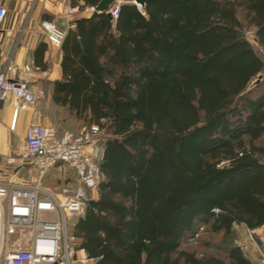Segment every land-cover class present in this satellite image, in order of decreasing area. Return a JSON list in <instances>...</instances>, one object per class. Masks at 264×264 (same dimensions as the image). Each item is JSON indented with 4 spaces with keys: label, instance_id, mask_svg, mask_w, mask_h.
Masks as SVG:
<instances>
[{
    "label": "trees",
    "instance_id": "obj_1",
    "mask_svg": "<svg viewBox=\"0 0 264 264\" xmlns=\"http://www.w3.org/2000/svg\"><path fill=\"white\" fill-rule=\"evenodd\" d=\"M248 27L264 50V0H147L65 35L53 100L104 148L72 226L90 264H259L234 232L264 229V60Z\"/></svg>",
    "mask_w": 264,
    "mask_h": 264
},
{
    "label": "built area",
    "instance_id": "obj_2",
    "mask_svg": "<svg viewBox=\"0 0 264 264\" xmlns=\"http://www.w3.org/2000/svg\"><path fill=\"white\" fill-rule=\"evenodd\" d=\"M123 2L133 3L143 13V6L135 0H113L106 10L111 20L118 17ZM96 5L69 7L65 15L79 11L92 14ZM5 14V7L0 5V24ZM40 25L48 43L60 47L65 30L49 19H42ZM43 94L42 88L30 84L28 72L20 73L10 61L0 71V100L16 99L14 115L34 108ZM11 126L14 127L13 122ZM99 134L96 124L70 132L59 131L53 124L31 123L18 143L17 153L0 160L3 169L11 168L16 173L29 167L35 173L31 183L0 180V264L92 262L86 254L77 255L78 240L68 230V220L83 214L89 194L97 190L104 178L99 165L104 151ZM50 171L56 181L51 187L42 183ZM243 226L259 254V264H264V253L252 237L255 228Z\"/></svg>",
    "mask_w": 264,
    "mask_h": 264
},
{
    "label": "crops",
    "instance_id": "obj_3",
    "mask_svg": "<svg viewBox=\"0 0 264 264\" xmlns=\"http://www.w3.org/2000/svg\"><path fill=\"white\" fill-rule=\"evenodd\" d=\"M82 2L83 0H0V5L6 9L0 24V71L10 61L19 68L20 73L28 72L29 81L33 87L44 90L43 97L34 108L19 110L16 117H13L16 99L8 97L0 100V160L6 155L17 153L18 143L31 123L53 124L56 122L58 128H62L71 119L77 121L67 114L64 107L57 105L53 100V83L63 78L61 66L63 45L55 47L49 44L40 22L42 19L55 21L65 30L67 36V33L74 30L80 18L91 17V14L82 11L71 16L65 15L67 8L79 7ZM14 118L15 123L12 128L11 123ZM11 133L15 137V142ZM21 173L23 175H20ZM34 176V171L29 167L14 173L11 168H1L0 164V180L10 178L31 183ZM239 244L246 254L258 260L259 254L252 247L246 234L243 243ZM79 253L85 254L82 250H79Z\"/></svg>",
    "mask_w": 264,
    "mask_h": 264
},
{
    "label": "rangeland",
    "instance_id": "obj_4",
    "mask_svg": "<svg viewBox=\"0 0 264 264\" xmlns=\"http://www.w3.org/2000/svg\"><path fill=\"white\" fill-rule=\"evenodd\" d=\"M243 34H244V37L250 42L251 46L257 52V54L264 60V50L254 40V29L252 27H248L247 29H245ZM259 74H261V76L264 77V72H260ZM254 80L252 82H254ZM51 114L53 115L54 113H51ZM53 124L55 125V127H57V129L59 131L64 129V130H68L70 132H77L81 128L87 127V126L82 125V123L80 121H75L73 119H71L69 122L67 121L65 123V127H62V128L61 127L58 128V123L56 124V122ZM12 136H13V141L15 142V139H14L15 137H14L13 133H11V137ZM20 175H23V174L21 173ZM31 182H33V179L31 180ZM55 182H56L55 177L52 175V171H50V173L42 179V183L44 185L49 186V187L53 186L55 184ZM92 195L95 196L96 193L93 192ZM78 216L79 215H73L68 220V230L70 232H72L73 223L75 222V220ZM254 231L255 232L252 233L253 240L257 244L258 248H260V250L264 253V231L262 228H259V227L255 228ZM234 232L238 235V242L243 243L244 235L246 233L244 226L243 225H235L234 226ZM213 240L217 242V238H213L212 241ZM194 243H196V242H194ZM252 247L255 248L253 243H252ZM77 255L80 256L81 253L78 252Z\"/></svg>",
    "mask_w": 264,
    "mask_h": 264
},
{
    "label": "water",
    "instance_id": "obj_5",
    "mask_svg": "<svg viewBox=\"0 0 264 264\" xmlns=\"http://www.w3.org/2000/svg\"><path fill=\"white\" fill-rule=\"evenodd\" d=\"M112 1L113 0H99L96 5V10L91 14V17L97 15L99 12H105L106 15L109 17V19H111L110 14L106 10L108 9V6ZM135 1L143 6L147 0H135Z\"/></svg>",
    "mask_w": 264,
    "mask_h": 264
},
{
    "label": "bare ground",
    "instance_id": "obj_6",
    "mask_svg": "<svg viewBox=\"0 0 264 264\" xmlns=\"http://www.w3.org/2000/svg\"><path fill=\"white\" fill-rule=\"evenodd\" d=\"M14 116L16 117V115H14V112H13V117H14ZM12 122L15 123V118H14V120H12ZM11 124H12V123H11ZM13 128H14V127H13Z\"/></svg>",
    "mask_w": 264,
    "mask_h": 264
}]
</instances>
